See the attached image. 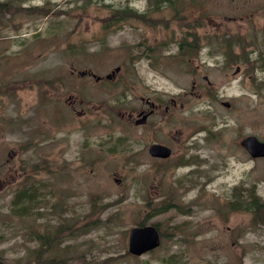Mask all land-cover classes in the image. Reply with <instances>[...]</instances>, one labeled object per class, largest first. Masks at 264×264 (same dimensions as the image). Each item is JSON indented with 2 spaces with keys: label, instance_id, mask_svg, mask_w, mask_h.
<instances>
[{
  "label": "rangeland",
  "instance_id": "obj_1",
  "mask_svg": "<svg viewBox=\"0 0 264 264\" xmlns=\"http://www.w3.org/2000/svg\"><path fill=\"white\" fill-rule=\"evenodd\" d=\"M153 1L0 0L6 264L35 250L66 264H264V223L246 207L251 197L264 206V158L239 144L264 141V0H175L179 21L164 6L148 25L109 19L120 4L141 15ZM226 36L232 46L221 49ZM184 38L203 49L179 51ZM228 50L249 61L229 62ZM154 137L169 160L149 155ZM25 188L40 201L15 214ZM139 223L163 240L133 257L128 231Z\"/></svg>",
  "mask_w": 264,
  "mask_h": 264
},
{
  "label": "trees",
  "instance_id": "obj_2",
  "mask_svg": "<svg viewBox=\"0 0 264 264\" xmlns=\"http://www.w3.org/2000/svg\"><path fill=\"white\" fill-rule=\"evenodd\" d=\"M171 1L172 0H168L162 4H157L156 1H153L152 3H150L148 5L147 9H145L141 13V15L137 13V10L131 8L128 4H123V5L120 4L117 7L113 8L114 10L110 13L109 19L112 21H113V19L120 20V18H124V17L129 16V18H135V19L139 20L140 22L148 25V22L150 21V17H149L150 11H156L158 6L163 5L166 7H173L174 15L172 16L171 19L179 21V20H181V17H179L178 14L182 10L181 8L183 7V3H181V5L177 6L175 4V2L173 3ZM148 2H150V0H148ZM121 14L124 17H119ZM184 19L185 20L188 19L186 15L184 16ZM109 24H111V23H107L105 25V28H108ZM165 26H166V28L168 27L166 22H165ZM196 38H194L193 40H190V41H187L184 38L183 40L178 42V46L181 49H189L190 48L189 50H186V51L182 50V51H185L187 54H190L191 53L190 50L193 48H196L198 46V42H197ZM228 39L232 40V37L226 38V40H228ZM207 44H210V42L208 41ZM221 44L222 45H232L231 42H222ZM138 48H140V49L142 48L143 49L142 52L146 56H148V57L151 56L150 49L146 48L142 44H139ZM35 200H39V199L36 196H34L30 190H28L26 188L21 189L15 193V195L13 196V199L11 200V202H12L11 204L13 206L12 211L15 214H20V215L27 214L30 210L32 211L34 209L33 204H34ZM233 206H234V204H233ZM246 207L254 213V217L259 222L264 223V206L262 204L258 203L256 198L251 197V200L246 205ZM233 208H237V207H233ZM56 231H58V235H61V232H63V227L59 226V228H57ZM43 242H44V240H43ZM43 242H42V244H43ZM41 251H37V250L33 251L32 256H30V258L27 260V264H66L65 263L66 261L64 259H60V258L59 259H56V258H51V259L40 258L39 253Z\"/></svg>",
  "mask_w": 264,
  "mask_h": 264
},
{
  "label": "water",
  "instance_id": "obj_3",
  "mask_svg": "<svg viewBox=\"0 0 264 264\" xmlns=\"http://www.w3.org/2000/svg\"><path fill=\"white\" fill-rule=\"evenodd\" d=\"M241 144L249 152L252 157H264V143L259 142L255 137H246ZM151 152L155 154L168 155L169 150L153 146ZM159 243L158 234L154 227L146 226L142 228H133L129 235V251L134 254H140L151 248H154ZM0 264H2L0 262Z\"/></svg>",
  "mask_w": 264,
  "mask_h": 264
},
{
  "label": "flooded vegetation",
  "instance_id": "obj_4",
  "mask_svg": "<svg viewBox=\"0 0 264 264\" xmlns=\"http://www.w3.org/2000/svg\"><path fill=\"white\" fill-rule=\"evenodd\" d=\"M141 100L144 102V104L147 103V104H149L151 107H153L154 109H155V108H158V109H159L160 106H161V103H156V102L152 101V100L149 99V98H146V99H145V98H142ZM152 141L162 143V141H159V140L156 141V140H155V137L152 138Z\"/></svg>",
  "mask_w": 264,
  "mask_h": 264
},
{
  "label": "bare ground",
  "instance_id": "obj_5",
  "mask_svg": "<svg viewBox=\"0 0 264 264\" xmlns=\"http://www.w3.org/2000/svg\"><path fill=\"white\" fill-rule=\"evenodd\" d=\"M9 5V4H8Z\"/></svg>",
  "mask_w": 264,
  "mask_h": 264
}]
</instances>
